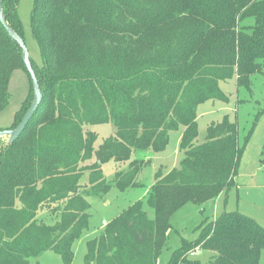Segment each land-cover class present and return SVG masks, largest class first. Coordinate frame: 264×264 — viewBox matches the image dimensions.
I'll use <instances>...</instances> for the list:
<instances>
[{"label": "trees", "instance_id": "obj_1", "mask_svg": "<svg viewBox=\"0 0 264 264\" xmlns=\"http://www.w3.org/2000/svg\"><path fill=\"white\" fill-rule=\"evenodd\" d=\"M1 3L23 38L18 0ZM30 27L42 99L17 139L0 137V264H39L30 259L46 250L71 264L74 242L89 225L85 197L141 186L137 176L149 158L133 153H160L170 132L180 131L178 164L155 171L144 198L86 242L83 262L158 264L175 210L226 196L234 185L252 127L240 144L236 122L224 115L195 144L197 106L228 100L221 81L249 88L250 75L264 72V0H34ZM22 56L0 23V111L14 69H25L32 89L4 129L18 124L33 98ZM108 123L114 131L96 147L90 127ZM111 160L129 163L107 181L102 165ZM44 207L53 223L39 217ZM199 228L165 264H201L189 258L196 247L213 253L203 264H263L264 228L253 218L223 211Z\"/></svg>", "mask_w": 264, "mask_h": 264}, {"label": "rangeland", "instance_id": "obj_2", "mask_svg": "<svg viewBox=\"0 0 264 264\" xmlns=\"http://www.w3.org/2000/svg\"><path fill=\"white\" fill-rule=\"evenodd\" d=\"M34 0H18L17 15L21 21L23 40L28 49L30 58L37 64L41 63L38 44L35 41L30 27V13ZM220 87L228 96L227 101L207 100L197 106L198 134L194 143L204 141L206 127L212 122H219L224 115L236 122L239 131V143L243 144L244 136L252 127L244 150L241 155L234 185L227 194H221L216 199L208 200L202 205L187 202L180 206L170 217L171 229L167 233L166 244L157 257L158 264H165L172 252L180 247L182 239L193 240L200 231L199 225L207 218L208 221L220 215L223 211H238L253 218L264 228V72H254L249 77V88L237 87L235 79L221 81ZM9 102L5 109L0 111V127H9L15 112L27 103L32 95L29 77L23 67L13 70L9 80ZM98 134L96 147L102 138L113 132L111 124H97L90 127ZM180 131L170 132V138L164 151L153 153L148 151H135L134 158H149L137 176L141 186L129 187L124 191L112 186L102 195H87L85 198L90 204L89 225L73 245V258L71 264H83L86 253V242L97 236L105 229L108 223L122 210L127 208L137 199L144 198L146 188L153 182V174L158 169L162 172L169 171L176 166L182 156L179 150L178 137ZM7 136H2L6 141ZM129 161H108L102 165V171L107 181L114 178L115 172L126 170ZM144 211L153 217V211L144 206ZM39 217L47 223H53L57 218L51 214L48 207L39 210ZM211 255L210 251L199 248L197 254L190 256L201 264L206 263ZM31 262L39 264H62L59 254L46 250L38 256L31 258ZM260 262L264 264V251L261 253Z\"/></svg>", "mask_w": 264, "mask_h": 264}, {"label": "water", "instance_id": "obj_3", "mask_svg": "<svg viewBox=\"0 0 264 264\" xmlns=\"http://www.w3.org/2000/svg\"><path fill=\"white\" fill-rule=\"evenodd\" d=\"M0 23L5 28L6 32L11 36V38H13L21 47L22 52H23V56H22L23 62L25 64L26 70L30 76V79L32 82V88H33L32 101H31L29 107L24 112V114L21 117L18 124L14 128L0 130V137L7 136L8 143H12L15 139L18 138V136L20 135L22 130L25 128V126L28 123V121L30 120V118L32 117L34 111L36 110L38 104L40 103V101L42 99V94H41V91H40V88H39V85L37 82L35 72L32 68L31 61L29 59V53H28V49L25 45V42H24L23 38L18 33H16L14 30H12L11 27L7 24V21L5 19L4 14H3L1 0H0Z\"/></svg>", "mask_w": 264, "mask_h": 264}, {"label": "built area", "instance_id": "obj_4", "mask_svg": "<svg viewBox=\"0 0 264 264\" xmlns=\"http://www.w3.org/2000/svg\"><path fill=\"white\" fill-rule=\"evenodd\" d=\"M198 251H199V247H196L195 249H193V250L189 253V256H192V255L197 254Z\"/></svg>", "mask_w": 264, "mask_h": 264}, {"label": "crops", "instance_id": "obj_5", "mask_svg": "<svg viewBox=\"0 0 264 264\" xmlns=\"http://www.w3.org/2000/svg\"><path fill=\"white\" fill-rule=\"evenodd\" d=\"M178 141H179V137H178Z\"/></svg>", "mask_w": 264, "mask_h": 264}]
</instances>
